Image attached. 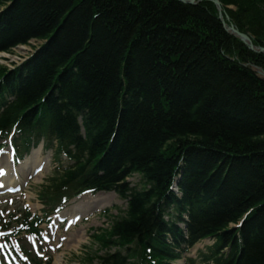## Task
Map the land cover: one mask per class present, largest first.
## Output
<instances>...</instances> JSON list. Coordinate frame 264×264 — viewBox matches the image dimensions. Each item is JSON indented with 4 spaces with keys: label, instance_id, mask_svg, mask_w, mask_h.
Here are the masks:
<instances>
[{
    "label": "trees",
    "instance_id": "obj_1",
    "mask_svg": "<svg viewBox=\"0 0 264 264\" xmlns=\"http://www.w3.org/2000/svg\"><path fill=\"white\" fill-rule=\"evenodd\" d=\"M219 2L226 23L264 48V0ZM30 40L46 41L43 51L15 71L0 66V96L18 89L0 126L34 122L25 127L80 153L61 183L88 171L86 186L127 199L96 237L118 250L102 264H171L193 237L215 238L214 264H264V80L241 67L264 70V55L225 33L213 4L0 0V52ZM167 208L188 216L187 234L163 224Z\"/></svg>",
    "mask_w": 264,
    "mask_h": 264
},
{
    "label": "rangeland",
    "instance_id": "obj_2",
    "mask_svg": "<svg viewBox=\"0 0 264 264\" xmlns=\"http://www.w3.org/2000/svg\"><path fill=\"white\" fill-rule=\"evenodd\" d=\"M208 3L216 6L212 1ZM30 52V47L23 46L16 48L11 54H0V65L7 66L9 70L17 69L21 60L27 58ZM37 148L35 151H32L31 154L29 153L30 155H26V160H24V162L21 164L22 167H26L25 170H21L23 175V187L25 189L24 192L21 195H16V197L12 199L11 206H7L6 203L3 202V204L0 206V213L2 214H0V219L2 216L7 219L10 214L14 215L11 220H14L16 217L19 218L20 214L18 212L19 210L24 211L23 207H26L27 209H25L29 210L31 213L39 211L42 212L43 205L41 204L40 200L45 199V196H48L46 192L49 190V179L52 176V172L57 169V164L54 161L52 152L45 150L43 148V144H40ZM65 161V158H62V165L66 163ZM33 162L36 163L33 164ZM41 163L44 165V170L36 177H32L33 170L37 169ZM31 164H33V167ZM127 182L136 190H141L145 185L144 181L137 174L127 177ZM42 187L44 191L43 194L41 193ZM68 204V207L66 206L64 208V210H66L65 213L68 212L67 214L73 215L74 211L78 212L77 214H79V216L77 222H79V224L76 228H72L67 234H65V230H62L63 232L59 233V237L64 236V238H66V242L63 243V248H61L56 255L55 253H52L49 263L54 264L55 259L59 255L62 260V264H100L99 260L101 259H99V257L104 256L109 251L103 250V247H99L93 240V237L91 236L93 230L97 231L98 229H107L110 222L112 221V218L122 215V212H124L126 208V202L120 199L114 193H102L97 195L85 194L73 199ZM44 207L47 210L46 205H44ZM54 207L55 206H51L49 211L52 212ZM71 209H73V212H71ZM105 211L107 212L104 213ZM38 215H40V213H38ZM45 227L46 226H43L41 229L44 232L49 230L45 229ZM21 239L22 240L20 244L16 243L15 241L14 245H10L11 248L1 242V251L9 252L13 255H19L16 253L15 249H29V246L27 245L28 242L23 239V237ZM78 240H80V243L75 248L74 246L77 244L76 242ZM213 242L214 240L208 239L203 243L197 244L195 249L206 250L212 245ZM115 250L116 249L112 248L111 252H115ZM17 252L20 253L19 251ZM196 254L197 253L194 251H191L186 256L194 258ZM182 263L183 261L180 260L175 264Z\"/></svg>",
    "mask_w": 264,
    "mask_h": 264
},
{
    "label": "bare ground",
    "instance_id": "obj_3",
    "mask_svg": "<svg viewBox=\"0 0 264 264\" xmlns=\"http://www.w3.org/2000/svg\"><path fill=\"white\" fill-rule=\"evenodd\" d=\"M176 1H178L180 3H183V4L193 5V6L198 5L200 3H203V2H209V1H204V0H200V1L199 0H176ZM217 1H219V0H217ZM214 7H215L216 12L218 14V19H219V15L222 16V21H220V22H221V24L225 25V27L222 25L223 26V29H225L226 27H228V29H229L230 26L234 27L232 24L226 23V22H229V20L227 19V17H224V15L221 12L220 13L218 12L217 9H220L222 11V5H221V3H220V6H218V7L214 6ZM227 8H232V6H228ZM234 29L236 31H238V29H236L235 27H234ZM238 32L241 33L240 31H238ZM225 33H226V31H225ZM228 34L230 36H232L233 38H236V39L239 40V38L238 37H235L232 33H228ZM239 41L243 45H245V43H243L241 40H239ZM29 42H30V44L32 46L34 45V47H35L34 49L38 50L39 52H42L43 51V47L46 45V41L30 40ZM18 47H23V46H18ZM254 47H257V46H254ZM257 48H261V47H257ZM247 49H248V47H247ZM251 52L255 53L254 51H251ZM256 54H262V55H264L263 53H256ZM4 55H8V54L4 53ZM243 66H245L246 68H251V69L252 68H257V66L254 65L253 63H249V64H246V65H241V67H243ZM259 69L264 73V70L263 69H261V68H259ZM8 81H10V79H8ZM12 103L14 104L15 102L9 96H4V97L0 96V104L3 106V108H6L8 105H12ZM9 165H11V163ZM6 167L9 168L8 166H6ZM180 170L181 169L178 166L175 169V171H174V175H173L172 180H171L172 187H176L177 188L178 185H179V183L186 182V177L183 175V173ZM2 179H4V178H2ZM2 179H0V182H1ZM177 199H179V197ZM161 202H166V203H168L170 205H175L176 204V202H174L173 200L171 201V200H165L164 199ZM202 204L203 205H206L204 202ZM188 207L189 208H193V207H195V204H193L192 202H188L185 205V209L188 208ZM62 216L63 215L61 214L60 218ZM160 216H161V219H163V221H164L163 224H165V225H167L166 223H168V224H171L172 223L173 226H176L177 228H180V229H185V227H188V225H189V218H188L187 215L181 216L179 214H176V212H174L172 210H169L168 208L166 210L162 211L161 214H160ZM236 224H240V220ZM241 235H242V232H240V231L236 233V236L241 237ZM191 240L194 242L193 244L188 243V242H184V243L181 244L180 249L188 248V247H195L197 244L203 243L204 241L208 240V238L203 239V238H200V237H193V239H191ZM76 243L77 244L74 246L75 248L80 243V240H78ZM211 246H215V245L212 243ZM208 248H210V247H208ZM220 248H221V246L216 245L214 249H220ZM222 251H224V253H227L226 256L229 255V250H228V248H225V246H224V248H223ZM182 259L184 260V264H190L191 263L190 260H189L190 259L189 257H187V256H180V255L176 258L175 261H178L179 262ZM61 261L62 260H61L60 256L58 255L57 258L55 259L54 264H62Z\"/></svg>",
    "mask_w": 264,
    "mask_h": 264
},
{
    "label": "water",
    "instance_id": "obj_4",
    "mask_svg": "<svg viewBox=\"0 0 264 264\" xmlns=\"http://www.w3.org/2000/svg\"><path fill=\"white\" fill-rule=\"evenodd\" d=\"M204 1H209V2L212 1L216 5V7L220 6V3L216 0H204ZM217 10L219 13L221 12L220 9H217ZM219 19H220V21H222V16L219 15ZM223 26L225 27V25H223ZM224 30L228 33H232L235 37H238L239 40H241L243 43H245V46L248 47L249 50L254 51L255 53H263L264 54V49L254 47L253 43H252V39L247 34L239 33L232 26H230L229 29H228V27H226ZM252 70L259 76L260 80H262V81L264 80V73L259 68H252Z\"/></svg>",
    "mask_w": 264,
    "mask_h": 264
}]
</instances>
